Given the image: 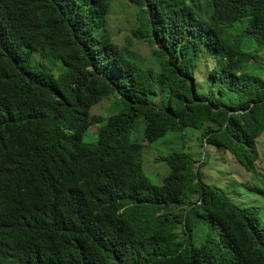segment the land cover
I'll use <instances>...</instances> for the list:
<instances>
[{
    "label": "trees",
    "instance_id": "trees-1",
    "mask_svg": "<svg viewBox=\"0 0 264 264\" xmlns=\"http://www.w3.org/2000/svg\"><path fill=\"white\" fill-rule=\"evenodd\" d=\"M128 1L124 44L108 35L113 0H0L2 205L17 231L0 264H264V226L203 180L207 159L156 156L161 185L143 172L153 143L192 128L244 168L242 193L264 197V0Z\"/></svg>",
    "mask_w": 264,
    "mask_h": 264
},
{
    "label": "rangeland",
    "instance_id": "rangeland-1",
    "mask_svg": "<svg viewBox=\"0 0 264 264\" xmlns=\"http://www.w3.org/2000/svg\"><path fill=\"white\" fill-rule=\"evenodd\" d=\"M196 3L201 4L204 10H207V0H194ZM138 7L133 6L128 0H114L110 13L107 16V30L108 35L118 40L120 43L127 44L129 42V32L134 26L138 24ZM106 29V28H105ZM105 31V30H104ZM132 39V38H130ZM133 49L138 51L139 55L146 59L151 56V46L148 44H141L133 40ZM256 45L253 42H247L245 48L252 51ZM139 49V50H138ZM258 63L261 65L260 73L264 76V48L259 52ZM238 71V68L236 69ZM104 101V100H103ZM96 104L92 107L91 113L97 111H103L106 107V112L109 106V102H105V105L98 106L103 102ZM162 123L171 129L176 128L174 119L168 115L162 117ZM98 126L92 125L90 127L91 132H96ZM145 122L143 118H139L135 128L133 129L130 138L134 141H142L144 136ZM201 131L187 128L186 130L179 132L177 129L170 130L164 137L152 144L149 153H144V165L143 172L150 180L156 184L161 185L164 178L169 173V167L165 161H159L155 159L158 155H168L174 150L189 152L194 158L199 161L204 159L208 160V164L203 167V180L210 184H217L224 187L226 190H230L234 196L235 201L245 207V212L248 216L256 219L259 224L264 226V197L255 196L250 192L241 191L237 181L241 179L242 170L244 168L235 162L231 156H224L222 152L215 151L214 148L207 146L200 141ZM90 134H85V142H89ZM93 145H95L93 143ZM91 146V145H90ZM258 147L260 150L259 170L261 177L259 179L260 184H264V133L261 135ZM152 154V155H151ZM236 163L241 170L236 168Z\"/></svg>",
    "mask_w": 264,
    "mask_h": 264
},
{
    "label": "clouds",
    "instance_id": "clouds-1",
    "mask_svg": "<svg viewBox=\"0 0 264 264\" xmlns=\"http://www.w3.org/2000/svg\"><path fill=\"white\" fill-rule=\"evenodd\" d=\"M10 164L11 163L9 162V164L6 165L0 157V258L9 251L10 245L17 233L16 228L9 218L7 210L2 205L9 194L10 184L12 181L11 176L8 174ZM13 263L23 264L25 261L15 260ZM4 264L10 263L7 259H5Z\"/></svg>",
    "mask_w": 264,
    "mask_h": 264
}]
</instances>
